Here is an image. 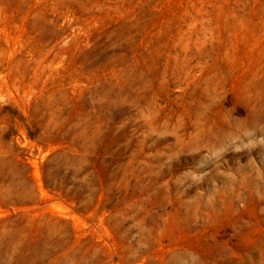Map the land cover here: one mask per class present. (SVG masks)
Instances as JSON below:
<instances>
[{
	"label": "rangeland",
	"instance_id": "obj_1",
	"mask_svg": "<svg viewBox=\"0 0 264 264\" xmlns=\"http://www.w3.org/2000/svg\"><path fill=\"white\" fill-rule=\"evenodd\" d=\"M0 264H264V0H0Z\"/></svg>",
	"mask_w": 264,
	"mask_h": 264
}]
</instances>
